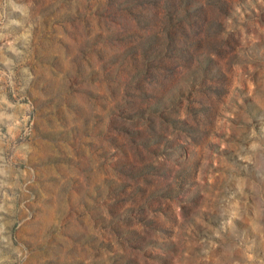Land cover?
I'll return each instance as SVG.
<instances>
[{
  "label": "rangeland",
  "instance_id": "374dc122",
  "mask_svg": "<svg viewBox=\"0 0 264 264\" xmlns=\"http://www.w3.org/2000/svg\"><path fill=\"white\" fill-rule=\"evenodd\" d=\"M0 264H264V0H0Z\"/></svg>",
  "mask_w": 264,
  "mask_h": 264
}]
</instances>
